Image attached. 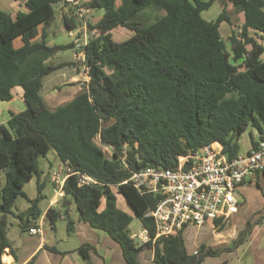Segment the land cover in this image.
<instances>
[{
    "label": "trees",
    "instance_id": "obj_1",
    "mask_svg": "<svg viewBox=\"0 0 264 264\" xmlns=\"http://www.w3.org/2000/svg\"><path fill=\"white\" fill-rule=\"evenodd\" d=\"M14 1L27 11L17 12L13 19L0 10V101H10L12 90L19 87L25 109L0 125V171L5 177L0 191V264L9 246L6 230L15 200L28 201V208L16 217L29 227L42 215L39 199L28 200L22 188L41 174L38 159L51 150L63 165L98 183L79 187L77 178L70 176L62 206L73 205L79 221L108 234L120 246L126 264H144L148 252L152 264H201L208 256L241 245L249 226L233 248L201 246L189 254L181 230L137 245L130 237L133 218L117 207L116 195L126 200L153 236V221L145 214L155 208L158 197L141 195L131 183L122 184L133 172L148 167L172 170L179 156L213 142L231 160L240 153L239 139L248 128L256 130L258 141L264 140V0H120L118 7L116 0H89L88 9L103 11L96 23L88 24L95 34L85 47L90 80L87 88L55 111L44 104L43 82L67 64L48 61L72 45L48 46L45 28L55 19L54 6L66 4ZM216 1L222 4L221 13L214 21L204 20L202 12ZM228 6L243 20L224 39L220 24L233 25ZM149 7H153L149 25L133 20ZM61 21L66 31L77 24L68 14ZM116 27L133 34L115 42L110 31ZM18 37L22 45L15 48ZM258 141L251 138L252 146ZM64 214L50 208L45 220L54 227ZM65 221L70 234L74 222L67 217ZM212 224L218 233L229 229L222 218ZM90 249L79 248L87 261Z\"/></svg>",
    "mask_w": 264,
    "mask_h": 264
},
{
    "label": "crops",
    "instance_id": "obj_2",
    "mask_svg": "<svg viewBox=\"0 0 264 264\" xmlns=\"http://www.w3.org/2000/svg\"><path fill=\"white\" fill-rule=\"evenodd\" d=\"M84 1L88 2L89 0ZM16 3L17 6L14 7V10H12L11 13H8L13 19L15 18L17 12L27 11L23 3ZM59 5L62 8V18L64 14H67V11L63 5ZM119 5L120 0H116L115 6L118 7ZM230 10L233 11V9L228 6L227 13L233 25L230 26L226 22H222L219 27L220 34L224 39H227L234 26L241 25L243 20L242 15L235 14L233 11L237 19V22H234L232 15L229 12ZM49 27L45 28L46 44L48 46H54L55 44H51L49 40L51 38V34H49L48 31ZM42 29L43 25H40L39 35L36 37V40L39 38ZM222 31H224V33ZM17 40H20V38L18 37L14 40L13 44L15 48H19L22 45L21 40ZM262 45L264 46V40L262 41ZM60 63L67 64V66L61 68L65 69L62 73L63 82L59 84V86L52 85L48 89L45 99L42 97L44 104L49 111H55L58 107L67 104L81 90L80 86L77 84L79 76L76 74V68L72 65L74 64L73 59L58 62L57 64ZM24 109L25 103L22 98V90L21 88L16 87L12 90V99L10 101H0V125H5L10 119L12 113L17 114ZM245 136L246 132H244L239 139L240 153H245L251 149V138L258 141V135L256 139L251 137L250 141L247 143L246 149H243L241 142ZM54 170L55 169H52V171ZM52 171L48 173L40 171V175L33 176L32 179L22 188V191L28 200L33 201L39 199V207L42 199L45 197L43 194V191L45 190V181L47 180L50 182L53 195L48 199L44 210L39 208L42 212L39 219L42 221L43 226L42 235H30L28 231L22 229L27 221L18 219L16 215L24 212L27 207L23 208L19 212H13L14 216L10 217L17 220L16 228H14L15 226L13 227V224L7 226L6 237L9 242V246L5 249L2 255V263L126 264L120 246L112 240L108 234L101 230L92 228L87 223L79 221L73 205L69 204L63 207L61 201L57 202L54 199V184L51 178ZM237 195L239 196V199L236 198L238 203L237 213L232 215L226 221L222 220V222L229 223V229L226 232H216V228L213 226L212 222H207L200 227L186 226L181 230L187 253L194 254L198 252V249L201 246H205L206 249H215L220 246L233 248V243L238 238L239 233L246 230V227L249 226L246 238L241 245L233 248L231 252H224L218 256H208L204 258L201 264H264V185L261 182L258 186L249 184L240 185L236 189L235 197ZM50 208L61 212L66 211V214H64V217L58 219L54 227L50 226L49 231H47L44 228V223H48L45 220V215L47 210ZM65 217L74 222L73 231L70 234H68L66 230ZM59 222L65 223L64 230L62 231L57 229V224ZM142 228L143 227L140 223L139 229L133 233H137ZM133 233L130 230V234ZM84 245L91 246V249L88 252V261L84 259L79 251V248ZM6 256L7 259H4ZM146 257L148 259L145 258L146 260H144V264H152V252H148Z\"/></svg>",
    "mask_w": 264,
    "mask_h": 264
},
{
    "label": "built area",
    "instance_id": "obj_3",
    "mask_svg": "<svg viewBox=\"0 0 264 264\" xmlns=\"http://www.w3.org/2000/svg\"><path fill=\"white\" fill-rule=\"evenodd\" d=\"M63 1L67 14L77 22L74 29L66 31L74 50L72 59L79 76L77 83L81 89L87 88L90 78L85 47L95 37L94 31L88 29V24L92 23V10L86 7L84 0ZM121 165L127 167L124 158ZM70 176L77 178L79 187L98 185L91 176L63 165L51 173L57 202L64 198V183ZM260 182L264 185V140L231 160L223 154L222 146L213 142L179 156L172 170L148 167L133 172L122 184L131 183L141 195H155L158 201L155 208L145 214L153 221L154 235L142 228L130 237L137 245L154 243L186 226L200 227L216 218L226 221L238 210L237 187L244 184L258 186ZM27 231L30 235H42V221Z\"/></svg>",
    "mask_w": 264,
    "mask_h": 264
},
{
    "label": "rangeland",
    "instance_id": "obj_4",
    "mask_svg": "<svg viewBox=\"0 0 264 264\" xmlns=\"http://www.w3.org/2000/svg\"><path fill=\"white\" fill-rule=\"evenodd\" d=\"M190 1H192V0H190ZM202 1H206V0H202ZM15 6H17V3L14 0H0V10L3 12L11 13L12 10H14ZM152 9H153V7H149L147 9L143 10L142 12L138 13L133 18V20L139 22L142 26L149 25L153 21ZM54 10H55V14H54L55 19L48 29L49 34H51V38L49 37L50 38L49 40H50L51 44H55L57 46H67V45L71 44V39L67 36L66 30L63 28V24L61 21L62 8L60 7V5H58V6H54ZM221 11H222V4L219 1H216L207 11H203L201 15H202V18L206 21H214L217 18V16L221 13ZM229 12L232 15L233 21L237 22L236 15L233 13V11L230 10ZM90 14L92 16L91 22L94 23V22H97V20L101 17L102 11H100V10L99 11H91ZM222 32L224 33V31H222ZM110 33L112 35V39L115 42H122V41L128 39L129 37H131L133 34L132 31H130L126 28H121V27L113 28L110 31ZM17 41H20V40H17ZM73 51L74 50L72 48L59 51L53 58H51L48 61V63L57 64L58 62L67 61L70 59L72 60ZM72 65H73V67H76L74 64H72ZM63 71H65V69H60L58 71L53 72L52 74H50L49 76H47L45 78V80L43 82V89L41 92V95L44 99L46 97V93H47L48 89L52 85L59 86V84H61L63 82V79H62ZM77 84H79V83H77ZM67 89H69V88H67ZM250 137H253L254 139H256V137H257V132L254 128H248L247 129L246 136L244 137L245 140L243 138L242 142H241V146H243V149H246L247 143L250 141ZM103 150L108 155H111L110 149L103 148ZM38 165H39L40 171L45 172V173L51 172L52 169L58 170V169L62 168V166H63L62 163L60 162V160L58 159V157L56 156V153L53 150H51L46 157H40L38 159ZM4 183H5L4 172L1 170L0 171V191L4 186ZM43 194L45 195V197L42 199V202L40 203V206H39V208L41 210H44V208L48 202V199L53 195V192H52L51 186H50V182L47 180L45 181V190L43 191ZM236 198L239 199V196L237 195ZM28 206H29V203L26 199H24L22 197H18L14 203V206L12 207V211L13 212H19L25 207L28 208ZM117 207L120 210H122L123 212H125V213H127L133 217L132 223L130 225V230L132 233L136 232L140 227V222L136 218L134 211L131 209V207L128 205L126 200L121 195H117ZM16 221L17 220L10 217L8 219V225L13 224V227L15 226L14 228H16ZM64 227H65V223L59 222L57 224V229H59L60 231L64 230ZM44 228L47 231H49L50 225L48 223L46 224V222H45ZM146 259H148V258L146 257Z\"/></svg>",
    "mask_w": 264,
    "mask_h": 264
},
{
    "label": "water",
    "instance_id": "obj_5",
    "mask_svg": "<svg viewBox=\"0 0 264 264\" xmlns=\"http://www.w3.org/2000/svg\"><path fill=\"white\" fill-rule=\"evenodd\" d=\"M29 228V225L27 222H25L24 226L22 227L23 230H27Z\"/></svg>",
    "mask_w": 264,
    "mask_h": 264
},
{
    "label": "bare ground",
    "instance_id": "obj_6",
    "mask_svg": "<svg viewBox=\"0 0 264 264\" xmlns=\"http://www.w3.org/2000/svg\"><path fill=\"white\" fill-rule=\"evenodd\" d=\"M4 259H7V256H6V257H4Z\"/></svg>",
    "mask_w": 264,
    "mask_h": 264
}]
</instances>
